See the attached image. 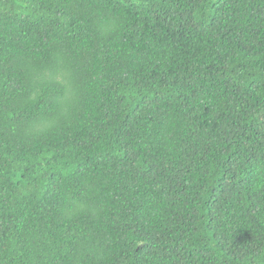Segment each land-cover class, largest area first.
<instances>
[{"label": "trees", "instance_id": "16d2710c", "mask_svg": "<svg viewBox=\"0 0 264 264\" xmlns=\"http://www.w3.org/2000/svg\"><path fill=\"white\" fill-rule=\"evenodd\" d=\"M0 264H264V0H0Z\"/></svg>", "mask_w": 264, "mask_h": 264}]
</instances>
